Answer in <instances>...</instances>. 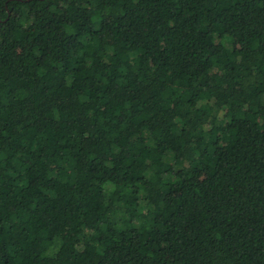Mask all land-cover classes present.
Instances as JSON below:
<instances>
[{
  "label": "trees",
  "instance_id": "trees-1",
  "mask_svg": "<svg viewBox=\"0 0 264 264\" xmlns=\"http://www.w3.org/2000/svg\"><path fill=\"white\" fill-rule=\"evenodd\" d=\"M0 264H233V0H0ZM235 264H264V0H235Z\"/></svg>",
  "mask_w": 264,
  "mask_h": 264
}]
</instances>
